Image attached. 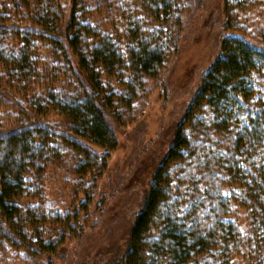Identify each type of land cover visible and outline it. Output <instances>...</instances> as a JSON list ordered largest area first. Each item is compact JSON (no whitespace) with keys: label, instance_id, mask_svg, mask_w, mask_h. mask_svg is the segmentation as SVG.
Here are the masks:
<instances>
[{"label":"trees","instance_id":"obj_1","mask_svg":"<svg viewBox=\"0 0 264 264\" xmlns=\"http://www.w3.org/2000/svg\"><path fill=\"white\" fill-rule=\"evenodd\" d=\"M186 9L183 0H0V264H52L90 225L114 127L141 114ZM223 12L232 33L114 264H264V0H226ZM51 167L74 175L82 195L66 211L50 204Z\"/></svg>","mask_w":264,"mask_h":264},{"label":"rangeland","instance_id":"obj_2","mask_svg":"<svg viewBox=\"0 0 264 264\" xmlns=\"http://www.w3.org/2000/svg\"><path fill=\"white\" fill-rule=\"evenodd\" d=\"M183 1L187 13L177 51L167 60L160 79L150 86L141 114L133 122L114 127L118 144L110 152L107 169L88 206L90 225L80 238L60 247L52 264H114L128 247L135 216L198 90L200 77L219 54L221 38L232 33L224 27L226 0ZM73 181L74 175L63 169H48L46 188L54 208L66 211L74 206L76 194L82 196Z\"/></svg>","mask_w":264,"mask_h":264}]
</instances>
